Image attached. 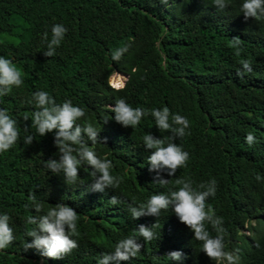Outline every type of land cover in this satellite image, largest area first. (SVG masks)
<instances>
[{
    "label": "trees",
    "instance_id": "trees-1",
    "mask_svg": "<svg viewBox=\"0 0 264 264\" xmlns=\"http://www.w3.org/2000/svg\"><path fill=\"white\" fill-rule=\"evenodd\" d=\"M242 2L229 0L227 8L217 11L212 0H0V56L12 61L23 80L0 97V108L17 121L20 135L10 150L0 153V214L11 217L15 236L0 251V264H97L102 253L113 252L119 240L134 235L142 224L132 219L127 204L177 190L178 178H190L193 187L215 179L216 195L207 205L223 218L225 251L238 249L239 264H264V19L245 20ZM55 24L68 31L56 54L45 57L43 35L47 32L50 39ZM233 37L242 41L239 57L229 46ZM125 46L128 51L114 61L111 53ZM241 59L250 60L252 67L243 78L236 75ZM114 72L128 75L121 89L108 83ZM37 91H46L57 104L71 100L84 110L77 122L90 121L99 137L107 138L106 144L89 146L112 161V175L122 178L119 188L88 191L92 177L84 170L91 171L87 165L73 185L44 166L59 153L54 133L40 137L31 127L36 109L27 101ZM119 98L146 112L168 107L189 120V134L175 141L189 160L174 177L162 173L170 179L168 185L153 182L156 173L148 170L151 150L145 149L143 136L162 139L171 133L160 132L150 114L134 129L116 123L109 106ZM248 133L256 138L252 146L245 142ZM28 134L35 138L29 146L23 143ZM33 193L43 205L41 213L29 201ZM112 196L121 203L112 205ZM57 203L77 211L78 232L72 238L79 247L63 260L42 257L36 249L25 251V242L32 241L27 232L36 227L28 217L45 214ZM206 228L217 235L210 224ZM153 231L156 238L136 258L120 264H177L165 257L168 249L182 251L183 264L215 263L175 215H161Z\"/></svg>",
    "mask_w": 264,
    "mask_h": 264
},
{
    "label": "clouds",
    "instance_id": "clouds-1",
    "mask_svg": "<svg viewBox=\"0 0 264 264\" xmlns=\"http://www.w3.org/2000/svg\"><path fill=\"white\" fill-rule=\"evenodd\" d=\"M161 2L167 4L168 0H161ZM212 5L217 11H223L229 6V0H212ZM240 11L245 20L264 19V0H243ZM67 31L68 29L63 24H55L51 28L50 39L48 33H44L43 39L47 43V50L43 52L45 57H53L56 54V48L64 40ZM241 42L239 37H233L229 45L235 49L234 54L238 57L242 52ZM127 51L126 46L117 48L111 53V57L118 62ZM240 65L241 69L237 71V77L243 78L245 72L252 71L250 60L241 59ZM127 79L128 75L114 72L108 83L110 82L109 85L113 89H121ZM22 83L21 72L17 67L11 60L0 56V97L10 94L14 87L19 88ZM114 84L118 86L115 87ZM27 103L36 109L31 114V127L35 129L36 134L43 137L48 133H54L53 141L58 149L59 158L44 161V166L53 175H58L65 185H73L79 179L80 168L87 165L90 166L91 171L87 167L84 170L92 177L88 191L103 193L120 187L122 178L112 175L110 171L113 167L112 161L107 157L100 158L92 147L97 143L106 144L107 138L101 139L100 131L90 121L85 120L83 124L77 122L85 117V112L81 107L74 106L71 100L57 104L46 91L33 93ZM109 111L114 113L111 119L124 128H136L142 117L150 114L154 117L155 125L160 132L171 133L162 139L156 138L151 133L143 136L145 149L151 150L147 157V164L149 172L156 173L153 182L161 186L168 185L170 179H165L162 173H166L168 177H174L178 169L187 166L189 153L175 142L189 134L186 129L189 128L190 122L186 117L172 114L168 107L162 110L153 108L146 112L142 108H133L123 98L117 99L114 106L110 105ZM28 119L27 115L24 116L25 121ZM109 120L106 119L104 124H107ZM27 131L26 126L25 132ZM19 139L17 121L12 118L7 109L0 108V153L10 150ZM34 139L33 135L28 134L23 138V143L29 146ZM89 142L92 146H89ZM245 142L252 146L256 143V138L252 133H248ZM61 173L63 175H60ZM256 179L258 181L261 179L259 174ZM193 183L190 178H178L175 180V185L179 186L177 190L170 188L167 194H154L136 206H134V200L128 203L127 209L132 219H139L138 221L142 224L134 230V235L119 240L113 252L102 253L97 264H120L121 261L136 258L144 245L156 238L153 228L156 227L163 214L171 218L175 215L180 223L188 227L194 233L193 239L202 242L201 251L210 260L215 261L213 264H239L240 257L236 254L239 252L238 249L235 253L225 251L224 238L227 230L222 227L223 218L218 217L215 210L207 205L208 198L216 195L217 181L212 179L196 187H193ZM29 201L36 213L43 211V205L34 193L29 195ZM110 203L118 205L121 201L117 196H112ZM10 220L11 217L8 214H0V251L6 250L15 240ZM27 222L36 227L27 232V236L31 237L32 241L31 243L25 242V251L36 249L42 257L63 260L79 247L77 240L72 238L78 232V213L68 204L57 203L45 214L29 216ZM206 224H210L216 231L215 237L210 235ZM165 229L171 236L169 228L165 226ZM165 253L169 261L177 262V264H183L186 259L185 254L179 249H168Z\"/></svg>",
    "mask_w": 264,
    "mask_h": 264
},
{
    "label": "rangeland",
    "instance_id": "rangeland-1",
    "mask_svg": "<svg viewBox=\"0 0 264 264\" xmlns=\"http://www.w3.org/2000/svg\"><path fill=\"white\" fill-rule=\"evenodd\" d=\"M114 77H116V74H114ZM120 77V76H119ZM125 78V77H124ZM115 79V78H114ZM109 84H110V82H109ZM120 85H122V84H120ZM114 86L115 87H117L118 86V84H114Z\"/></svg>",
    "mask_w": 264,
    "mask_h": 264
},
{
    "label": "bare ground",
    "instance_id": "bare-ground-1",
    "mask_svg": "<svg viewBox=\"0 0 264 264\" xmlns=\"http://www.w3.org/2000/svg\"><path fill=\"white\" fill-rule=\"evenodd\" d=\"M124 75V74H123ZM124 77V76H123ZM146 126V125H145Z\"/></svg>",
    "mask_w": 264,
    "mask_h": 264
}]
</instances>
